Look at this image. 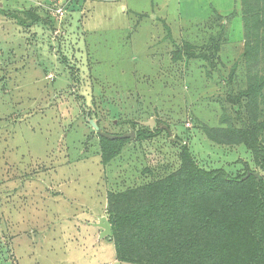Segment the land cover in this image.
I'll return each instance as SVG.
<instances>
[{
	"label": "rangeland",
	"instance_id": "obj_1",
	"mask_svg": "<svg viewBox=\"0 0 264 264\" xmlns=\"http://www.w3.org/2000/svg\"><path fill=\"white\" fill-rule=\"evenodd\" d=\"M0 9L40 18L24 28L0 15V264H127L96 226L108 194L175 173L181 146L204 169L264 176L244 146L204 132L222 128L226 111L236 117L228 99L247 85L240 0H0ZM187 45L208 60L176 62ZM260 102L264 112V93ZM89 118L112 135L154 119L172 136L127 139L103 164Z\"/></svg>",
	"mask_w": 264,
	"mask_h": 264
},
{
	"label": "trees",
	"instance_id": "obj_2",
	"mask_svg": "<svg viewBox=\"0 0 264 264\" xmlns=\"http://www.w3.org/2000/svg\"><path fill=\"white\" fill-rule=\"evenodd\" d=\"M240 2L247 85L228 99V103L239 109L236 117L232 118L226 111L220 120L222 128H205L204 132L218 144L244 146L264 172V112L260 102L264 93V0ZM0 15L24 28L40 22L33 12L0 9ZM236 17L238 13L234 11L227 20ZM212 47L218 51V42L214 40ZM185 49L175 54L176 62L183 57L186 61L200 57L208 60L198 56L188 45ZM236 68L237 64L231 76ZM95 123L101 129L100 123ZM131 125L132 128L140 126L136 121ZM162 132L166 131L141 126L136 138L148 141ZM99 138L103 164L117 158L128 142L127 139ZM179 158L180 168L175 173L108 194L105 217L112 228L117 261L127 264H264V176L260 175L259 180L253 175L245 179L248 172L257 173L248 166L237 176L223 169H204L186 145L181 146Z\"/></svg>",
	"mask_w": 264,
	"mask_h": 264
},
{
	"label": "water",
	"instance_id": "obj_3",
	"mask_svg": "<svg viewBox=\"0 0 264 264\" xmlns=\"http://www.w3.org/2000/svg\"><path fill=\"white\" fill-rule=\"evenodd\" d=\"M91 127L93 128L94 131H96L99 136L106 138L108 140H125V139H135L136 138V131H131L129 133H125L122 135H112L109 134L107 132H104L103 130H101L98 125L95 123V121L91 120L89 121ZM139 125L141 126H147L150 128H153L155 126H157L156 121L154 119H150L147 122H137ZM156 128H159L161 130H165L168 135L171 137L172 133L170 132V129L168 128V126L164 125V124H160L159 126H157ZM174 142H179L180 144H182L179 140L177 139H173ZM250 175H253L254 177H256L258 180L260 179V175L258 173H251L248 172L247 176L245 177L248 178ZM98 228H100L102 230L101 232V238H105V237H112V228L109 224V222L107 221V218L104 216L102 218L99 219L98 224L96 225Z\"/></svg>",
	"mask_w": 264,
	"mask_h": 264
},
{
	"label": "built area",
	"instance_id": "obj_4",
	"mask_svg": "<svg viewBox=\"0 0 264 264\" xmlns=\"http://www.w3.org/2000/svg\"><path fill=\"white\" fill-rule=\"evenodd\" d=\"M56 14H58L59 16H63L64 15V10L62 9V8H58L57 10H56Z\"/></svg>",
	"mask_w": 264,
	"mask_h": 264
}]
</instances>
